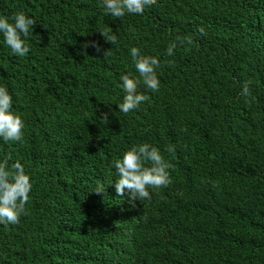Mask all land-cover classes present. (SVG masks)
I'll list each match as a JSON object with an SVG mask.
<instances>
[{
  "label": "trees",
  "instance_id": "obj_1",
  "mask_svg": "<svg viewBox=\"0 0 264 264\" xmlns=\"http://www.w3.org/2000/svg\"><path fill=\"white\" fill-rule=\"evenodd\" d=\"M19 12L36 21L30 51L0 33V86L24 139H0V161L32 189L20 222L0 224V264H264V0H157L120 18L102 0H0L9 22ZM132 47L160 61V90L141 83L150 99L124 114ZM143 143L171 183L132 201L112 164Z\"/></svg>",
  "mask_w": 264,
  "mask_h": 264
},
{
  "label": "clouds",
  "instance_id": "obj_2",
  "mask_svg": "<svg viewBox=\"0 0 264 264\" xmlns=\"http://www.w3.org/2000/svg\"><path fill=\"white\" fill-rule=\"evenodd\" d=\"M107 14L120 18L126 13L143 15L145 8L157 4V0H102ZM9 22V18L0 15V33L7 46L13 54L24 57L29 53L30 48L26 44V38L33 32L35 19L28 17L24 12L14 14ZM202 35H206L203 27L198 29ZM100 35L113 45L117 44L118 37L113 34L111 28L100 32ZM180 44L185 42L192 44V38H177ZM88 45H85L87 47ZM97 52L101 51L99 45L92 43ZM177 47L174 41L167 48V55L172 56L173 50ZM107 51L104 55L110 54ZM130 56L135 65L139 76L131 77V74L120 77L121 87L125 93L123 102L118 105L119 111L128 114L138 108V106L150 97L138 92V88L143 86L156 93L160 90V80L158 79L156 69L160 67V61L156 57L146 56L141 53L137 47L130 49ZM251 81H246L242 86L241 95L251 96L249 89ZM103 121L108 122L107 114ZM25 123L20 115L13 111V98L6 87L0 86V139L4 142H22L24 139ZM167 151L175 153V147L169 146ZM11 156L0 161V224L16 225L20 222V217L26 214V205L30 201V192L32 183L30 176L24 171L23 166L17 161L9 165ZM119 176L115 183V190L118 195L123 196L125 191L130 193V200L151 199L149 188H166L171 183L168 169L172 165L166 162L159 150L148 143H143L132 147L124 153L121 159L113 162ZM104 186L98 185L95 193L103 194Z\"/></svg>",
  "mask_w": 264,
  "mask_h": 264
}]
</instances>
